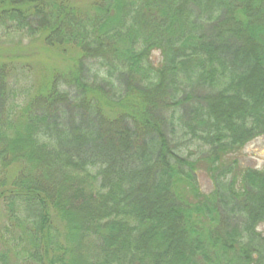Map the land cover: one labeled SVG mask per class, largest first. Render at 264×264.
<instances>
[{
  "label": "trees",
  "instance_id": "trees-1",
  "mask_svg": "<svg viewBox=\"0 0 264 264\" xmlns=\"http://www.w3.org/2000/svg\"><path fill=\"white\" fill-rule=\"evenodd\" d=\"M11 35L59 63L0 50V264H264V0H0Z\"/></svg>",
  "mask_w": 264,
  "mask_h": 264
},
{
  "label": "rangeland",
  "instance_id": "rangeland-1",
  "mask_svg": "<svg viewBox=\"0 0 264 264\" xmlns=\"http://www.w3.org/2000/svg\"><path fill=\"white\" fill-rule=\"evenodd\" d=\"M22 47H28L29 49V59L31 69H41L52 64L55 58L50 53L45 50H39L40 44L36 41L29 39L21 40L15 35L7 36L0 39V50L10 51L11 49L17 48L18 42ZM20 46V45H19ZM39 50V51H38ZM154 57L159 58V54L154 53ZM27 56V55H26ZM59 63L57 60H55ZM39 70H35L38 72ZM240 163L243 167H252L258 170H264V136L259 137L258 139L251 141L243 148L239 154ZM199 183L202 190L208 192L211 189V181L204 176L199 177ZM4 223V215L2 213V208L0 206V226ZM259 230L263 231V227H260Z\"/></svg>",
  "mask_w": 264,
  "mask_h": 264
}]
</instances>
